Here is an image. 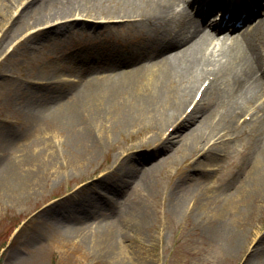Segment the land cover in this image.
I'll list each match as a JSON object with an SVG mask.
<instances>
[{
  "label": "bare ground",
  "instance_id": "bare-ground-1",
  "mask_svg": "<svg viewBox=\"0 0 264 264\" xmlns=\"http://www.w3.org/2000/svg\"><path fill=\"white\" fill-rule=\"evenodd\" d=\"M36 1L0 0V16L3 19L0 40L32 10ZM179 2L187 0L61 2L60 6L33 17V21L24 27L22 35L21 32L12 40L14 33L9 36L5 47L12 45L16 51L19 45H14L16 40L32 39L37 34L34 29L57 19L85 17L105 21L104 26L118 19L117 24H112H130L128 30L134 36V43L141 45L143 58H133L134 51L130 55L124 52L125 56H121L124 66L133 62L132 69L128 66V74L118 73L121 67L113 61L118 60L116 56L113 60L107 59L104 66L89 70L90 63L82 60V51L77 45L72 51L66 48L56 62L48 64L47 75H28L27 79L35 78L36 84L49 88L32 91L30 97L41 93V97L50 99L57 106L41 104L36 117L43 120V130H56L74 151L90 158L101 149V145H107L110 133H122L130 126H134V130L139 126L143 129L137 134L155 130V136L165 143L173 138L177 128L185 126L186 130L177 136L180 156L184 158L194 152L203 158L196 161L194 171L197 177L190 179L193 192L184 201L207 227L210 240L218 239L228 252H234L242 236L243 223L254 221L257 213L263 212L261 207L264 205V56L260 52L261 46H264V16L252 29H246L241 35L234 34L230 44H226V41H230L226 39L211 47L213 38L202 30L200 20L186 9L178 14L174 10ZM11 9L19 11V15L15 16L13 12L7 15ZM258 11L264 10L259 7ZM247 19L244 18L242 24ZM173 28H179L173 40H165L164 33L159 34L165 29L169 35ZM103 30H93L97 34L93 37L99 39L101 48L92 47L90 57H111L112 53L120 50L121 44L118 49L98 55L99 49L107 47L99 37L103 35ZM30 31H33V35L24 37ZM108 33L112 37L117 36L113 29H109ZM150 42L153 43L151 48ZM3 48L1 46L0 50ZM147 48L150 50L143 51ZM68 57L69 65L64 68ZM66 70L77 72L81 77L64 79V75H75L65 73ZM212 76L213 80H209L201 98L189 113H185L183 105L193 102L191 96L199 81ZM51 81L59 85L48 86ZM64 85L67 86L66 91L54 89ZM99 104L101 118L93 119ZM103 106L107 108L103 109ZM84 111L89 113V117H84ZM246 112L250 115L248 120L242 119ZM145 118L147 124H144ZM165 126H171L172 131L163 137ZM209 137L216 139L210 141ZM138 171L137 165H131L125 174L137 175ZM109 190L117 189L113 187ZM99 217H95L91 223ZM144 218L145 214L134 211V221L130 223L132 226L141 225ZM113 227L120 228L114 223ZM127 227L129 225L119 229L118 233ZM253 227V234L257 235L264 224L256 226L254 223ZM69 231L67 228L68 235L75 233ZM89 232L97 234L95 243L113 241L112 227L104 229L99 224L94 229L89 228ZM58 235L60 233L56 232ZM252 253L256 255L254 258L258 264H264V238L255 241Z\"/></svg>",
  "mask_w": 264,
  "mask_h": 264
},
{
  "label": "rangeland",
  "instance_id": "rangeland-1",
  "mask_svg": "<svg viewBox=\"0 0 264 264\" xmlns=\"http://www.w3.org/2000/svg\"><path fill=\"white\" fill-rule=\"evenodd\" d=\"M68 1L72 0H37L0 40L5 48L0 50V264H258L252 246L264 238V227L256 235L253 225L264 224V205L254 221L243 223L236 251L228 252L222 241L210 240L207 227L184 201L193 192L190 179L197 177L196 161L203 158L194 152L180 156L177 136L185 126L177 128L166 143L155 136V130L137 134L143 131L140 126L110 133L107 145H101L93 159L74 151L56 130H43L42 119L36 117L41 104L57 106L41 93L30 97L32 91L49 88L31 83L34 80H26L27 76L47 75V66L57 61L56 56L66 48L73 50L71 40L87 44L89 35L96 33L93 30L104 29L102 40L109 43L108 30L123 28L113 26L112 20L102 28L105 21L68 17L34 29L37 34L30 40H16V51L10 52L12 45L5 47L9 36L14 33L12 40L24 31L33 17ZM12 12L20 13L11 9L7 15ZM2 26L3 19L0 34ZM67 30L78 37L67 35ZM68 65L69 57L64 68ZM52 82L48 86L59 85ZM100 105L93 119L101 118ZM171 131V126H165V135ZM135 163L139 175L123 194L111 197L115 203L108 210L101 189L123 186L127 167ZM134 211L145 214L141 225L132 226ZM99 213L103 228L112 227V242L95 243L97 234L89 232ZM128 225L131 231L127 227L118 233ZM67 228L75 233L68 235Z\"/></svg>",
  "mask_w": 264,
  "mask_h": 264
}]
</instances>
